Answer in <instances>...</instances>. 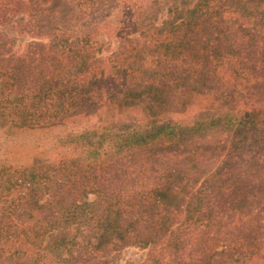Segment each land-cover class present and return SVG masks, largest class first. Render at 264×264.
I'll use <instances>...</instances> for the list:
<instances>
[{
	"label": "rangeland",
	"instance_id": "374dc122",
	"mask_svg": "<svg viewBox=\"0 0 264 264\" xmlns=\"http://www.w3.org/2000/svg\"><path fill=\"white\" fill-rule=\"evenodd\" d=\"M19 2L18 11L5 2L11 11L0 19V65L5 67V83L13 85L0 93V106L10 105L19 90L20 99L28 102L31 89L38 94L54 83L58 74L54 66L60 65L54 45L59 42H69L74 50L76 43L83 49L74 56L79 54L84 68L98 69L102 84L91 86L93 74L85 75L87 87L75 98H67L71 106L66 105L65 112L54 108L58 103L49 96L39 99L33 116L18 120L9 113L0 118V264H171L168 256L183 264H241L243 254L235 250L245 236L253 237V264H264V226L258 228L256 220L242 224V219L230 226L233 232L227 229L236 216L232 210L236 201L246 200L241 211L246 216L245 210L254 215L257 203L263 205L264 125L240 132L222 127L219 121L231 110L264 111V46L258 44L264 36V4L258 2L249 21L236 24L238 14L230 8L232 2L226 6L222 0H212L214 16H202L198 25L181 32L180 25L186 24V14L196 0ZM233 30L236 36L231 35ZM229 35L235 37L231 51L224 47ZM172 42L174 50L168 53ZM253 46L261 49L253 51ZM172 54L181 56L178 68H189L182 81L178 75H168L176 71ZM70 58L72 54L60 61L73 72L75 61ZM238 58L242 62L236 66ZM206 71L212 82L205 78ZM64 95H69V88ZM124 101L126 105L121 104ZM151 123L176 124L179 129L206 124L207 129L191 137L183 131L169 137L161 134L141 149L143 153L116 159L101 151L93 156L86 140L78 139L95 128L106 134L103 148L108 151L110 141L122 145L121 135L138 125L142 132ZM65 137L74 138L63 145ZM60 160H75L78 167L91 162L96 178L107 186V194L77 199L88 214V225L60 217L55 222L54 198L46 194V184L54 179V163ZM19 172L24 175L22 182L15 180ZM184 173L195 179L186 191L181 214L172 216L176 221L169 224V232H176L186 219L195 220L198 215L194 214L212 212L214 206L221 209L219 218L214 220L215 210L205 223L185 227V244L172 252L162 250L163 243L153 250L134 246L131 238L138 232L137 215L146 216L141 206L151 207L146 214L155 222L170 200L164 185H177ZM208 191L217 192L219 198L188 205L190 195ZM120 198L137 205L124 207L125 213L103 207ZM137 208L143 213L139 215ZM262 219L264 224V214ZM88 236L89 245L83 246ZM159 240L171 237L167 234ZM197 240L201 243L193 246ZM95 246L99 250H92ZM228 249L234 250L231 257L224 254Z\"/></svg>",
	"mask_w": 264,
	"mask_h": 264
},
{
	"label": "trees",
	"instance_id": "16d2710c",
	"mask_svg": "<svg viewBox=\"0 0 264 264\" xmlns=\"http://www.w3.org/2000/svg\"><path fill=\"white\" fill-rule=\"evenodd\" d=\"M19 1L18 0H0V19H3L5 15L7 13L9 14V11H11L5 5V2L13 3L10 7H14V11H18V7L20 4ZM229 1L232 2V5H230ZM258 2L261 3L260 4L261 6L264 4V0H239V2H234V0H222L221 3L225 4L226 6L227 4H229L230 8L234 11V14L235 15L238 14L237 20L235 21L236 24H238L239 22L243 24L249 21L248 19L250 17V14L252 13L253 9L255 8ZM211 3H212V0H196V3L193 6V9L190 10L188 14H186V20H187L186 24L180 25L182 26L180 28V31L184 32L186 29H190L192 25H195V26L198 25V21H199L198 19L202 16L213 17L214 11H213L212 6L210 5ZM193 14L197 15L196 18H193L192 16ZM261 16H263L262 19H264V13H262ZM231 35L236 36L237 35L236 30H233V32H231ZM231 35L227 36L226 38L227 42L224 47H225V50L227 51H231L232 40L235 38L234 36H231ZM184 36L185 35H182L181 37L178 38V40H182ZM198 41L199 40L196 38V41H194V43H198ZM260 41L258 42V44L260 46H264V36H263V39H260ZM2 45L3 44L0 43V51H3L1 49ZM73 45L75 46V50L72 48V44H69V42L67 41L62 42V43L61 42L56 43V45H54V56L55 58H59L60 65L56 64L54 66L55 67L54 74L58 72L57 74L58 76L56 75L54 77L55 78L54 83H48L47 84L48 86L44 90H42L41 93H38V94H35L34 89H31L27 94V96H30L28 99V102H25V98L20 99L21 95L19 93L21 90H19V92H17L16 94L17 96L13 98V102H11L10 105H7L8 103L6 102L2 106H0V118H3V117L5 118L9 113L12 116L16 117L18 120L21 119V116L23 117L33 116L34 114H32V111L36 110V106H37V103L39 102V99L42 98L41 100H43V98H46L49 96H52L54 98V102L56 104L58 103L57 107L54 105V108H56L57 110L61 112H65L66 111L65 106L71 103V102H66L68 100L67 98H69V96H72L73 98H75L81 90H84L87 87V80L84 78L85 75L90 77L93 74L95 81L91 82V86L94 85V83L95 85L101 86L102 79H101V73L99 72V70L94 68V66L92 68H84L83 67L84 64L81 58L79 57V54H78V57L74 56V54H76L79 51H82L83 49L81 48L78 49V45L76 43ZM252 48H253V51L261 49L256 46H253ZM173 50H174V43L172 42L171 45L167 46L166 52L170 53ZM182 53H186V52L183 50ZM69 54H72V58L70 59L71 60L74 59L75 61L73 65L74 67L73 72H71L68 69L70 66H68L66 63L62 64V61H66ZM61 58H63L62 61H60ZM170 58L172 61H174L173 64L177 66L173 65L176 71L174 70L168 75L169 76L173 74L178 75L179 81L184 80L183 73L186 71L188 72L189 68L186 65H183L178 68V64L183 63L180 61V58H181L180 55L172 54L170 55ZM221 59H223V56L221 57ZM236 60H239L236 64H234L236 66L237 64H240L242 62L240 61L239 58ZM18 62L22 64L19 59H18ZM4 68H5L4 66L0 65V71L3 70V72L0 73V77L2 79L0 80V83L2 84V87L0 86L1 95L5 91V88H13V85H9L5 83V78L3 74H6V71L4 70ZM31 70H34V68H31ZM178 72H181V73L179 74ZM207 73L209 72L206 71V73H204V76L205 78L207 77L211 81L213 77L212 75H208ZM79 75H82L83 77L82 80L79 78L80 77ZM178 79L175 78L176 81H178ZM12 80L15 81V78ZM52 85H54V87ZM68 88H69V95L67 96L64 94ZM21 89H24V87H22ZM149 89L152 90L153 87H149ZM200 96H202V94H200ZM125 102L126 101H124L121 104L126 105ZM69 106H71V104ZM221 116L222 117L219 121H220V124H222V127L226 129L236 128L240 132H243V131L253 132L256 129H259L258 128L259 126L264 125V111L260 110L259 108L258 109L251 108L248 110H240V111L231 110L227 114H222ZM147 126H149V128L143 130L142 132L139 131L141 130V127L140 125H138L137 127H133L127 134L121 135L120 137L124 138L122 145H119L117 143L110 141L111 145L110 144L108 145L109 146L108 151L110 152H108L107 150H104L103 148L105 141H107L106 134L103 132H98L95 128H91L90 132L87 134L78 136V139L86 140L85 142L86 146L92 149L93 156H98L100 155L101 152H103L107 158L113 157L114 159H116V158L125 157V156H135L138 153H143L141 149H143L144 146H147V143H149V141L152 140L153 138H158V137L160 138L161 134H164L167 137H169L171 134L176 135L178 134V132L183 131L184 134H187V136L189 135L191 137L194 133H197L199 131L203 133L204 130L207 129L206 124H194L190 126L189 128L187 127L184 129L177 128L176 124H170V125L163 124L160 126H156L155 123H151ZM73 138L74 137H70V138L65 137V139L62 142L63 145H66V144L69 145L68 140L72 142ZM90 138H93L94 142H90L89 141ZM75 162H76L75 160L74 161L60 160L58 162H55L54 167H53L54 169L53 178L54 179L48 181V183L46 184V187H47L46 194H49L50 196L54 198V208H55L54 212L56 213L55 222H57L60 217V219L64 220L65 222L66 220L79 219L82 224L87 223V221L89 220L88 214L86 213V210L83 208L82 205L77 204L78 202L77 199L81 197L86 198L89 194L90 195L94 194V195L99 196L101 194L108 193L107 186H102L103 184L99 182L98 178H96L95 172L91 168V166L93 165L91 162L86 164V166H79V167L76 165ZM73 167L78 168V171L72 172L74 169H76ZM32 173H33V170H32ZM30 175H31L30 179L33 180L34 178L32 177L31 173ZM16 176H17V178L15 179L16 181L22 182L24 180L23 173L19 172V176L18 175ZM194 179H193V176H190L189 174L184 173L179 178V182L177 185L172 184V183L164 185L165 186L164 191L166 192L165 195L166 196L168 195L170 197V200H167L166 209L164 208V213L161 214L158 218H156L155 222L152 221V216H147L146 214V209H150L151 207L141 206L142 210L145 211L144 214L146 216L141 217L137 215L138 221L136 223H138V232H136L132 236L133 238H131L134 246H137L140 248L148 247L152 249L158 245H161V243H163L162 250L166 249V251L172 252L173 249H178L181 243L183 242L182 237L184 236L183 235L184 231H187L186 228L188 226L190 225L193 226L196 223H201V224L205 223L207 219H211L213 217V213H215V210H217L218 215H216V218H214V220L219 218L221 209L214 206L212 212H209L207 210L206 213L204 214H201V213L194 214V215H198L195 220L186 219L179 225L176 232H169V224L170 223L172 224L173 221L174 222L176 221V220L172 221L173 219L172 216L175 217V213L181 214V211L183 209L184 196L187 195L186 191L190 189L189 186L192 185V183L194 182ZM116 183L117 182H115L114 184ZM211 187L212 186L210 185L208 190ZM116 194H119V192H117ZM35 195H38L36 190H35ZM214 196H216V200L219 198V195L217 192L216 193L213 191L212 192L208 191L207 193L197 192L195 195H190V197L188 198L190 200L188 205L192 204L193 202H195L194 204H197V205H199L200 203L212 202V200H214ZM36 197L37 196H35L34 198ZM161 197H163L162 193H161ZM107 200L108 201L110 200L109 195H107ZM245 202L246 200L244 202L236 201V204H235L236 207L232 209L234 210L235 212L234 215L236 216L231 218V222L227 224V229H229L230 226H232V224H234L236 221L241 222L242 219H245L241 222L242 224H245L243 223L244 221H246L247 223L248 222L251 223V220H256L255 222H256L257 227L261 229L263 228L264 224H263L262 218H263L264 213L262 211V208L264 206V202H263V205L261 204V206H260V202L257 203V205L259 206H257L258 208H256L257 210H255L256 212L254 215L252 214V210H249V211L245 210V213H248L247 216L243 214L244 212H241L243 207L246 205ZM33 204L34 206L37 205V201L34 200ZM136 205L135 204L130 205V203H128L127 201H124V198H120L116 200L115 202H106L103 207L114 208L117 210H121L122 213H125L126 209L124 207H129V209H131ZM141 208L139 209L137 208L138 209L137 211H139L138 213L139 215L143 213ZM207 216L208 218H206ZM176 219L179 220V218H176ZM97 226L98 224H96V227ZM219 229L220 230L223 229V226L220 225ZM234 229L235 228L232 227L229 229V231L233 232ZM167 234L169 235V237H171V240L170 241L165 240V242H161L159 239L161 238L165 239V235ZM127 235L128 234H125L123 236V237H126L124 238L125 240L127 239ZM229 235H233V234H229ZM86 239H85L86 241L84 240L83 246L89 245L90 237L88 236ZM188 239L189 238H187L185 241H187ZM247 239L248 238L245 236V238L241 240L242 244H239V247L241 248L239 249L237 248L235 250L243 254L241 258H244V261H241V264H250V263L253 264V259L255 258V255H256L254 252H251L250 250V245H251V242H253V237L250 236L249 240ZM247 241H249L250 244H248ZM200 243H201V240H197L196 244H192V245L195 246V245H199ZM184 244L185 242H183V245ZM231 248L233 249L232 246ZM224 249H226V247H224ZM92 250H99V247L95 246L94 248H92ZM233 251L234 250L228 249V251L225 252L224 254L228 257H231ZM168 259L171 260V264H183L180 261L173 260L171 256H168Z\"/></svg>",
	"mask_w": 264,
	"mask_h": 264
}]
</instances>
